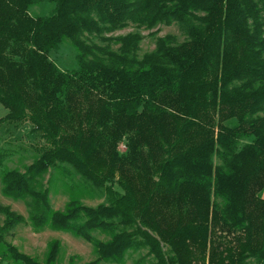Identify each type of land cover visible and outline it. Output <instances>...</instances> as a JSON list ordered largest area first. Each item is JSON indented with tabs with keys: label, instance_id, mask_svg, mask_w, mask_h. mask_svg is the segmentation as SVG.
I'll use <instances>...</instances> for the list:
<instances>
[{
	"label": "trees",
	"instance_id": "obj_1",
	"mask_svg": "<svg viewBox=\"0 0 264 264\" xmlns=\"http://www.w3.org/2000/svg\"><path fill=\"white\" fill-rule=\"evenodd\" d=\"M172 23L185 39L158 36L141 57L139 32L108 35ZM65 41L76 69L48 57ZM0 103V125L28 122L43 141L23 171L3 169V195L26 202L34 229L91 243L83 264L140 249L139 263L264 264V0H0ZM68 169L82 185L56 210L43 178ZM86 190L104 201L83 204ZM0 212V232L24 220ZM57 253L50 242L42 264Z\"/></svg>",
	"mask_w": 264,
	"mask_h": 264
},
{
	"label": "rangeland",
	"instance_id": "obj_2",
	"mask_svg": "<svg viewBox=\"0 0 264 264\" xmlns=\"http://www.w3.org/2000/svg\"><path fill=\"white\" fill-rule=\"evenodd\" d=\"M53 7V3L44 2L30 8L31 14L47 15ZM128 32H139L142 39L139 43L138 56L149 52L155 47V40L158 36L167 34L173 35L176 42L185 39V35L176 23L170 25L158 24L153 29L138 28L133 24L127 27L113 31L108 35L116 36ZM99 41L98 39H95ZM100 42V41H99ZM103 44L102 42H100ZM111 47L116 49L117 44L111 43ZM74 47L67 41L60 43L52 49L48 57L61 70H73L78 67ZM6 109L0 103V117L5 115ZM30 124L22 122L18 126L8 123L0 125V154L5 157L2 168L0 167V204L8 206L10 210L20 214L24 220L18 223L12 229L0 232V264H30L22 260H15L8 251V246L13 245L19 252L25 253L32 257L36 263H44L48 245L52 241L58 243V253L56 261L53 264H83L96 258L93 246L84 238L74 235L71 232L55 230L50 227L34 229L29 220V210L26 202L21 199H14L3 195L1 175L3 169H18L23 171L25 165H28L37 156L39 146L43 141L34 132L30 131ZM119 150L124 151L123 141L119 144ZM56 173H47L44 175L43 184L47 185L50 179L49 200L51 207L56 210H63L66 202L72 196H78L77 189L80 185L78 176L74 175L72 169L67 172L55 171ZM90 194V195H89ZM93 194V195H92ZM80 201L89 206H96L104 201V196L97 192L86 190V193L79 195ZM5 214L0 212V227L3 225ZM94 237L107 240L109 236L105 233L96 231L92 233ZM146 253L145 249L130 251L126 255L122 264H151V257L145 258L142 263L137 259ZM32 264V263H31ZM97 264H115L111 261L99 260Z\"/></svg>",
	"mask_w": 264,
	"mask_h": 264
},
{
	"label": "crops",
	"instance_id": "obj_3",
	"mask_svg": "<svg viewBox=\"0 0 264 264\" xmlns=\"http://www.w3.org/2000/svg\"><path fill=\"white\" fill-rule=\"evenodd\" d=\"M4 116V115H3ZM262 197L264 198V190H263V193H262Z\"/></svg>",
	"mask_w": 264,
	"mask_h": 264
}]
</instances>
